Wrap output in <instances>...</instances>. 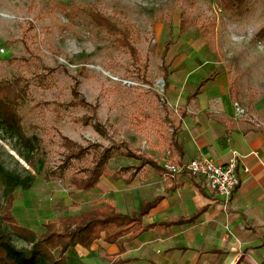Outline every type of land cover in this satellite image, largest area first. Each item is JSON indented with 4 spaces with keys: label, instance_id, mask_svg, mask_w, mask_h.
Here are the masks:
<instances>
[{
    "label": "rangeland",
    "instance_id": "1",
    "mask_svg": "<svg viewBox=\"0 0 264 264\" xmlns=\"http://www.w3.org/2000/svg\"><path fill=\"white\" fill-rule=\"evenodd\" d=\"M70 1L91 4L117 24H128L145 70L138 72L125 49L114 45V37L99 32L84 15L69 23L56 6ZM181 17L186 18L185 29ZM263 26L264 0H246L238 15L221 11L219 0H0V79L20 76L28 82L19 111L34 147L30 150L16 134L0 129V164L36 175L33 190H16L13 214H28L26 221L37 235L45 230L49 213L36 196L48 192L53 198L65 188L59 177L63 136L84 146L115 143L143 150L170 133L163 116L175 118L176 113L168 85L164 87L162 64L169 74L186 63L199 64L210 73L206 81L219 67L232 100L250 116L254 103H264V36L257 34ZM73 88L95 106L94 115L85 107H65ZM84 114L91 115L89 124L78 121ZM95 121L103 131L95 129ZM25 156L33 160L35 171ZM90 158L73 160L65 172L89 165ZM12 241L29 246L17 237Z\"/></svg>",
    "mask_w": 264,
    "mask_h": 264
},
{
    "label": "crops",
    "instance_id": "2",
    "mask_svg": "<svg viewBox=\"0 0 264 264\" xmlns=\"http://www.w3.org/2000/svg\"><path fill=\"white\" fill-rule=\"evenodd\" d=\"M214 71L206 81L210 73L191 62L169 74L168 95L176 116H169L170 121L165 114L163 119L170 133L147 149H129L161 169L165 159L182 163L204 156L223 163L231 151H237L239 181L230 201L225 204L200 176H167L164 168L160 171L137 158L115 155L91 190L72 191L65 184L53 198L42 193L43 200L37 192L49 213L46 223L105 201L120 213L132 214L144 201L159 198L143 216V223L151 227L140 235H125L115 243L100 238L89 248L77 245L82 264H264V103H254L250 116L244 108V114L237 116V102L230 96L223 71L216 66ZM17 215L13 214L20 226L36 233L26 221L28 214Z\"/></svg>",
    "mask_w": 264,
    "mask_h": 264
},
{
    "label": "trees",
    "instance_id": "3",
    "mask_svg": "<svg viewBox=\"0 0 264 264\" xmlns=\"http://www.w3.org/2000/svg\"><path fill=\"white\" fill-rule=\"evenodd\" d=\"M246 0H219L220 9L228 14L238 15ZM69 23H74L82 14L99 32L114 37L116 47L125 49L135 69L145 70L147 64L142 60L138 49L131 41V27L128 24H117L110 16L98 10L91 4L76 3L73 1L57 4ZM186 18H180L181 29H185ZM258 37L264 36V26L257 32ZM170 43L167 42L163 55L166 54ZM164 87L168 85L169 72L167 66L161 65ZM28 82H22L20 76L11 79H0V129L12 132L30 149L33 145L22 128V116L19 111L20 102L27 94ZM72 98L65 104L67 108L85 107L95 113V106L89 103L80 92L73 88ZM91 115L84 114L78 121L89 124ZM95 129L103 131L100 124L95 121ZM62 145L65 148L63 162L60 166L59 177L66 182L67 188L72 191H87L93 189L100 176L107 173L108 160L115 155L134 157L140 163H151L160 171L155 161H151L142 153H135L129 148H121L119 144L112 143L103 147L98 143H89L84 146L67 136H63ZM109 139V137H108ZM93 149V152H91ZM91 154L89 165L75 169L70 173L65 170L73 164V160L80 161ZM32 171L36 165L29 156L24 157ZM36 175L28 170L16 173L0 164V184L2 186V200L0 202V264H82L75 250L77 245L89 248L92 243L103 238L106 243H115L121 237L130 235L136 237L150 228L143 223V216L154 207L159 198L144 201L138 212L132 214L120 213L110 201L102 206H95L75 216H60L57 221L44 225L45 230L40 235L34 231L20 226L14 219L12 207L15 201V192L18 189H31ZM103 235V236H102ZM12 237L24 240L28 247H17Z\"/></svg>",
    "mask_w": 264,
    "mask_h": 264
},
{
    "label": "built area",
    "instance_id": "4",
    "mask_svg": "<svg viewBox=\"0 0 264 264\" xmlns=\"http://www.w3.org/2000/svg\"><path fill=\"white\" fill-rule=\"evenodd\" d=\"M234 106L237 116L244 114V109L238 103H235ZM170 155L171 151H166L167 158ZM240 157L241 155L233 150L223 163H219L212 158L200 156L182 163H173L169 159H165L162 166L166 170L165 174L167 176L186 173L190 176L202 177L208 187L227 204L239 181L236 167ZM244 170L247 171V168H244Z\"/></svg>",
    "mask_w": 264,
    "mask_h": 264
}]
</instances>
